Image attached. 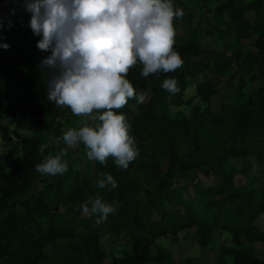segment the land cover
<instances>
[{"label":"trees","instance_id":"trees-1","mask_svg":"<svg viewBox=\"0 0 264 264\" xmlns=\"http://www.w3.org/2000/svg\"><path fill=\"white\" fill-rule=\"evenodd\" d=\"M199 1L205 7L217 3V14H228L227 26L235 39L255 35V47L264 59L262 0ZM251 12L256 15L253 23L246 15ZM28 25L18 31L10 58L0 66V134L8 133V124L27 132L11 143L0 163V264H175L161 248L152 253L154 241L188 229L193 230L192 235L201 246H206L213 231L220 227L219 220L232 243L222 246V255L232 257L233 264H264V255L258 256L251 244L264 245V231L254 223L264 212V193L257 199L254 189L233 191L236 170L227 166L230 157L264 155V84L237 105L224 103L217 111L203 112L194 105L190 118H171L166 111V97L171 93L162 87L163 81L177 80L180 91L172 95L178 103L181 92L201 71L221 73L223 64L221 57H216L213 64L195 60L199 45L192 39L176 37L174 50L184 65L175 72L161 71L145 78L141 75L142 65L137 63L127 78L136 93L144 90L150 95L142 104L133 97L123 108L113 109L131 123L129 135L134 137V146L140 153L129 168H118L113 157L106 164L89 161L81 142L75 145V151L85 158V173L69 169L63 175H41L35 165L62 149L60 144L42 149L43 135L60 137L58 116L65 114L71 120L74 114L66 106L48 102L47 76L33 77L38 63L51 52L40 53L42 50L36 45L42 37L34 35ZM196 84L198 96L203 97L212 82L207 79ZM50 112L52 115L47 116ZM180 142L186 149L184 155L177 150ZM162 162L167 163L166 170L162 169ZM205 167L221 178L223 188L217 194L224 196L208 201L209 214L196 220L192 202L182 199L179 189L173 188V178ZM104 174L116 179L115 189L110 185L104 189L97 186L96 181ZM68 180H72L71 188L65 190L63 184ZM143 182L149 187L141 199L138 194ZM97 196L110 205L114 201L120 203L100 225L94 215L77 217L78 208ZM170 202L182 207V212L170 209ZM155 213L157 220L152 219ZM227 220H231V225H227ZM103 227L116 235L126 234L131 243L128 251L111 262L104 260L100 250ZM65 238L69 241L60 246L58 241ZM242 244L243 249L239 248Z\"/></svg>","mask_w":264,"mask_h":264},{"label":"clouds","instance_id":"clouds-1","mask_svg":"<svg viewBox=\"0 0 264 264\" xmlns=\"http://www.w3.org/2000/svg\"><path fill=\"white\" fill-rule=\"evenodd\" d=\"M24 10L31 15L28 26L42 37L37 48L51 52L38 65L47 74L48 102L70 108L77 117L99 121L93 126L80 121L83 126L53 137V143L63 141L72 147L82 142L89 161L106 164L113 157L118 168L127 170L140 153L129 135L131 123L113 109L123 108L133 97L144 102L127 78L137 63L145 78L184 65L174 50V21L183 17V10L174 8L172 0H24ZM3 20L0 16V29ZM0 48L10 45L3 43ZM162 87L173 95L180 91L174 78L165 79ZM65 155L61 149L35 165V171L63 175L69 170ZM96 184L101 189L118 186L111 174H104ZM82 209L97 217V225L116 211L99 196Z\"/></svg>","mask_w":264,"mask_h":264},{"label":"rangeland","instance_id":"rangeland-1","mask_svg":"<svg viewBox=\"0 0 264 264\" xmlns=\"http://www.w3.org/2000/svg\"><path fill=\"white\" fill-rule=\"evenodd\" d=\"M264 3V0H262ZM174 8L183 10L182 18L174 21L176 36L194 40L200 48L195 60H201L209 64L214 63L216 57H221V73H213L205 69L195 78V81L181 92V98L175 103V97L168 94L166 97V111L171 118H190L192 106L200 108V112L206 109L217 111L224 103L239 104L250 92L264 84V59L255 47L256 36H242L239 40L228 29L229 17L227 13L218 15L214 7L217 3H212L205 7L199 0H172ZM1 15L4 17L3 28L0 29V44L7 43L9 49L0 48V66L7 62L17 43L19 30L25 29L29 24L31 15L24 10V0H3L1 3ZM13 9L15 14H13ZM253 23L256 20L254 13L246 14ZM252 19V20H251ZM11 21V27H9ZM176 40V39H175ZM41 54L45 51H41ZM39 65V63H38ZM33 75V74H30ZM47 74L37 66L34 73L35 78H43ZM254 78L251 80V77ZM210 80L212 85L207 89L203 97L197 94V84L205 80ZM196 82V83H195ZM143 95L144 101L150 95L149 91L138 90L137 96ZM189 100V101H188ZM65 108V106H60ZM95 114V113H94ZM52 112L47 113V116ZM88 120L89 126L94 125L90 117H77L73 115L71 120L65 114L58 116L61 136L70 128L83 126L78 123ZM8 124L7 119L3 120ZM9 131L6 135L0 134V163L3 161V154L8 150L13 141H17L27 132L8 124ZM53 133V130L52 132ZM55 144L49 134L43 135L41 148ZM62 149L66 151L63 157L69 164V169L86 172V161L83 155L75 151V146L68 147L63 141L60 143ZM180 155L186 153L184 145L177 144ZM50 156V154H48ZM228 167H233L236 173L233 176V191H243L254 189L257 199L264 193V155L257 157H230ZM162 169H167V163L162 162ZM72 180L63 184L65 190L71 188ZM222 184L221 178L211 174L209 167L201 168L196 172H184L180 176L173 178V188H178L180 196L186 201L192 202V213L196 220L209 214L206 210L208 201L220 199L224 194H217ZM149 185L145 182L139 188V198L145 197L144 190ZM223 188V187H222ZM221 188V189H222ZM119 202L114 201L112 206L117 210ZM168 207L177 213L182 212V207L177 203H168ZM88 214L83 212L82 206L77 210V217H85ZM158 219V213L152 217ZM223 221L219 220L217 227L212 234L210 242L206 246H201L193 237L192 231L184 229L177 232L176 236L167 234L154 241L151 247L152 253H156L161 248L175 264H233L232 257L222 255V246L232 245L230 234L227 229L221 228ZM231 220H227V225H231ZM255 226L264 231V212L255 220ZM100 250L105 261L111 262L114 258H120L128 251L131 243L126 234L116 235L110 233L106 227L100 229ZM69 239H60V246L67 244ZM253 245L258 256L264 255V245L254 243ZM245 244L239 246L243 249ZM48 248H46V251Z\"/></svg>","mask_w":264,"mask_h":264},{"label":"crops","instance_id":"crops-1","mask_svg":"<svg viewBox=\"0 0 264 264\" xmlns=\"http://www.w3.org/2000/svg\"><path fill=\"white\" fill-rule=\"evenodd\" d=\"M254 243H256V244L258 243L259 244V242H252L251 244L253 245ZM253 246H255V245H253Z\"/></svg>","mask_w":264,"mask_h":264}]
</instances>
